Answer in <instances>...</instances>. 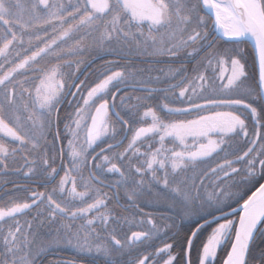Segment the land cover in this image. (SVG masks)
<instances>
[{"label":"snow or ice","instance_id":"snow-or-ice-1","mask_svg":"<svg viewBox=\"0 0 264 264\" xmlns=\"http://www.w3.org/2000/svg\"><path fill=\"white\" fill-rule=\"evenodd\" d=\"M249 41L256 74L246 70L241 55L240 46ZM101 53L168 57L179 67H169V79L142 80L143 70L106 60L103 78L86 87L76 73ZM0 58V171H8L9 160L21 153L24 163L15 172L55 180L50 161L63 158V148L55 147L62 136L70 161L50 192L31 191L28 199L0 205V264H38L61 246L102 258L101 264H149V254L134 257L133 251L160 229L149 218L150 230L118 236L121 218L100 187L108 186L106 174L118 175L110 186L122 188L131 207L139 208L137 201L147 194L170 213L166 219L195 225L187 249H181L183 264H192L193 239L204 226L199 221L211 223L209 217L218 223L202 244L198 264H215L225 246L223 264H264V0H0ZM128 83L145 94L120 96L128 110L113 114L122 128L140 126L123 151L113 152L121 147L118 141L93 155L89 150L104 137L115 139L110 112L119 85ZM156 92L175 99L153 106ZM65 102L74 107L62 117ZM191 113L196 117L179 118ZM232 141L237 147L229 154ZM222 153L214 166L199 167ZM89 163L94 170L85 180ZM233 203L236 221L228 218L237 211ZM29 210L36 211L37 228L48 227L47 239L38 238L33 221L20 223ZM172 248L166 243L154 255L167 253L164 264H179Z\"/></svg>","mask_w":264,"mask_h":264},{"label":"rangeland","instance_id":"rangeland-1","mask_svg":"<svg viewBox=\"0 0 264 264\" xmlns=\"http://www.w3.org/2000/svg\"><path fill=\"white\" fill-rule=\"evenodd\" d=\"M240 47L243 49V52L241 53V55L244 58L243 62H246V70L249 71V68H248L249 64L246 61V58L244 55L245 54V45L243 44ZM130 58H137V59L142 58V59H149V60H152V59H155V60L167 59V60H169L168 57L153 58V57H150L148 55L138 56L135 54L130 56ZM0 62H2V58H0ZM85 64L81 65L80 71L78 73H76V75L78 76L79 80H85L86 83H88L89 87H91V86H94L95 83H98L99 80H97V78H95V76L92 75V71L83 72V70L85 68V66H84ZM131 64L132 65H129V68H131L133 70H143L142 75L138 76V79H142V80H148L149 76H151L152 78L159 76L162 81L165 79H169L165 75L168 72L169 67H172V68L179 67V64L174 65L171 63H164L163 65L147 64V65H142L139 67H136L138 64H135V63H131ZM189 66H191V65H189ZM72 71H74V69ZM98 76H100V75H98ZM94 80H96V82ZM169 82L175 83L176 80H169ZM85 86L87 87V85H85ZM151 86L156 87V88H166L167 84L166 83H153ZM119 88H120V92L117 93V101H116L117 107L113 108L112 111L110 112L111 122L113 124H115V127H116L115 139L112 138L111 134L104 137L103 140L98 143V146H95L94 151L92 149L89 150L93 155H95V153L99 152L100 147H106V145L108 143L115 144L118 141L121 142V147L113 149V152L123 151L124 147L127 146L128 140L131 138L132 130H134L136 127L140 126L138 123L134 122V123H132V130L122 128L121 125L116 122V117L113 113L119 112L123 116V115H125V113L128 110L126 107L120 106V100H119L120 96L125 95L124 94L125 88L132 89V90H130L131 93H128L125 91V93L129 96H140L139 92L142 89L137 87L134 91L133 87L131 86V83L121 84V85H119ZM110 91L115 92L116 89L111 88ZM153 95L156 98L151 102L153 106L156 104L171 102L175 99L171 94H168V100H165L164 99L165 94L163 92H156ZM108 98L110 99V96ZM66 99L71 100L72 98L67 97ZM132 103H135V100H133ZM174 106H178V105H174ZM73 107H74V105H70L67 102H65L63 104L61 116L63 117L65 112H71ZM141 111H143V109H141ZM195 117H196V114H194L193 117H188L187 119H191V118H195ZM125 118H127V117H125ZM183 118L186 119L185 117H183ZM60 132L62 134L64 133L63 120L60 123ZM51 139H52V137L50 135L49 140H51ZM59 142H60V144H59ZM231 145L232 146L230 148L226 149L229 154L233 150H235V148L237 147V142L232 141ZM12 146H15V145H12ZM55 147H56L57 151L60 148H63V150H64L63 158H61L58 155L57 158L54 160V162L50 161L52 166L57 169V175L55 177V180L45 182V181L39 180L38 178H31L30 179L28 177L23 176L22 173L15 172L13 169L20 167L24 163L23 159H22L23 154H21V153H17V156H16L14 161L11 159L9 160V168H11L13 171H11V173H3L2 176L0 177V186L2 184L6 183L5 187L0 192V205L7 203L10 198L15 199V200L28 199L30 197L31 191L50 192L52 187H54L55 185L58 184L60 177L64 175V171L70 167V161H69V157H68L67 138H64L62 136V139H60L56 142ZM144 147L146 148V145ZM142 150H144V149L142 148ZM108 154L112 155L111 152ZM222 156H223V153L221 154V156H219V159L214 158L212 160H209L207 163H210V164L216 163V161H219L222 158ZM230 157H232V156L229 155V158ZM98 162L99 161H96V163H98ZM237 166H239V165H237ZM199 167L203 168L201 164L199 165ZM24 170L25 171L27 170L26 167L24 168ZM91 170H94L92 168L91 163H89L87 168L83 169V176H84L85 180L88 176V172ZM1 179H3V180H1ZM16 179H19L20 182L19 183H12V180H16ZM117 179H119L118 175L106 174L105 175V184L108 186H100V187L102 188V191L107 192L108 196L111 198L108 201L109 209L114 211V213L121 218L120 219V226L118 229V236L123 239L125 234L130 235L131 231H148L151 229V225H149L147 223V220L149 218L153 219L155 221L157 227L160 229L159 233L157 235H155L151 240H149L145 243H142V244H138L137 247L133 251V256L135 257L137 255L149 254L152 257L151 260L149 261V264H153V262H154V264H164V261L167 258L165 260H163L162 257L165 256L167 253H162L158 256L154 255V254L156 252V249L163 247L161 237H162V235H164L167 232V230H169V229H165L163 226L165 224H168V222L171 221V219H166V217L170 216V213H168L165 210L162 203H156L154 201V198L151 196H148L147 194L141 196L140 199L137 201V203L139 204V208L131 207L130 202L127 200V197L124 193V190L121 188L119 191H117L115 188L110 186ZM33 182H37L38 184L39 183L40 184L39 185H33V184H31ZM9 183H12V184H9ZM77 184L79 186L78 190L83 191L84 190L83 187L80 186L82 184V181L79 177H77ZM15 185H20L21 187L16 188ZM67 187L70 189L71 186L68 185ZM25 188H27L28 190H25ZM248 194H250V192ZM117 202H118V205H117ZM232 207L235 208V207H237V205L235 203H233ZM238 213L239 212L234 213L231 216H229L228 218L236 221V220H238ZM35 216H36V211L35 210H29L27 212V214L19 216L18 219L20 220V223L23 225L25 223V221H33V218ZM141 221H143V223ZM201 221H199V223ZM179 222L181 224L182 223L183 224H190L191 228H193V227L195 228V225L192 222H189V221H183V222L179 221ZM219 222H223V218ZM9 223H11V221H9ZM217 223H218L217 221L213 222L209 229L203 230L201 237L196 242H195V238L193 239V243L194 242L195 243L192 245V248L190 251V258L192 256V259H191L192 264H198V253L202 249V244L204 242H206L207 236L211 234L212 230L217 226ZM33 230L37 232L38 238H40V239H47L49 237V229L47 226H42V227L37 228V223L35 221H33ZM256 246L257 247L261 246V240L259 238L256 241ZM228 250L229 249L227 246L222 247L218 250L217 257L215 259V264H223V260L226 258V253ZM53 253H55L56 256H52V257L49 256L48 258H46L42 262V264H58V262H64V264H87V262H85L84 259H96L99 262H101V260H102V258H97L94 255H87V254L78 253L75 249L68 247V246H61L58 249L49 250L44 255L53 254ZM63 255L72 256L73 258L72 259H69L67 257L64 258ZM173 255H175V254H173ZM76 258H78V259H76ZM174 264H175V262H174ZM179 264H183V262L179 261Z\"/></svg>","mask_w":264,"mask_h":264},{"label":"trees","instance_id":"trees-1","mask_svg":"<svg viewBox=\"0 0 264 264\" xmlns=\"http://www.w3.org/2000/svg\"><path fill=\"white\" fill-rule=\"evenodd\" d=\"M244 45H245V54L244 55H245L246 61L249 64L248 65V68H249L248 72L252 73V74H256V68H255V62H254L252 49L248 43L244 44ZM116 59H119L120 65H127L128 67H129V65H132L131 63L138 64L136 67H139L142 65H147V64H156V65H163L164 63H171L174 65L179 64L178 61L177 62H171L170 60H167V59H165V60H163V59L162 60H155V59L149 60V59H142V58L137 59V58H130V57L129 58H118V57L111 55V54L101 53L94 60H89L88 62H86V64L84 65L85 68H84L83 72L92 71V75H94L95 78H97V80H100L102 78L101 72L103 70L101 66L104 64V62L106 60H116ZM185 63H188L189 65H191L190 61H186ZM98 75H100V76H98ZM94 81L96 82V80H94ZM86 85H87V87H89L88 83H86ZM130 90H132V89L125 88L124 94H126L125 91L128 93H131ZM139 94H140V96H142L145 93L143 90H141L139 92ZM62 108H63V106H62ZM194 114H196V113H193V114L191 113L189 116H187L185 118L187 119L188 117H193ZM179 118L184 119L183 117H179ZM0 135H2V134H0ZM59 144H60V142H59ZM215 158L219 159V156H217ZM230 158H233V157H230ZM201 165L203 168H207L210 165L214 166L215 163H213V164L212 163L211 164L210 163H203ZM11 171H13L11 168H9L8 171H0V177L2 176L3 173H11ZM1 180H3V179H1ZM19 182H20L19 179L12 180V183H19ZM12 183H9V184H12ZM5 184L6 183H4L0 186V192L5 187ZM31 184L39 185L40 183L38 184L37 182H33ZM213 222H216V221H213ZM213 222L208 223L205 226H203V228L197 233V236L195 237V242L201 237L203 230L209 229ZM173 223H175V227L167 230V232L164 235H162L161 241L163 243V246L166 243L172 244L173 245V248L171 249L172 254H175L178 257V261L183 262L184 253L181 251V249L183 248L186 250L187 238L190 236V232L194 229V227L191 228L190 224H183V223L181 224L179 222V220L174 221L173 219H171V221L168 222V224H173ZM49 256L50 257L56 256V254L53 253V254L43 255V257L40 259L38 264H42V262L46 258H48ZM63 256H64V258H66V257L69 259L73 258L72 256H66V255H63ZM162 258H163V260H165L167 258V254L165 256H163ZM76 259H78V258H76ZM191 259H192V256H191ZM84 261L87 262V264H101V262H99L96 259H84Z\"/></svg>","mask_w":264,"mask_h":264},{"label":"water","instance_id":"water-1","mask_svg":"<svg viewBox=\"0 0 264 264\" xmlns=\"http://www.w3.org/2000/svg\"><path fill=\"white\" fill-rule=\"evenodd\" d=\"M248 44L250 45V47H251V49H252V53H253V57H254V62H255L256 73H258V62H257V58H256V53H255L254 47H253V45H252V43H251L250 41L248 42ZM261 182H264V181H261ZM253 190H254V189H253ZM250 194H251V193H250ZM235 208L237 209L236 213L239 212V208H238V206L235 207ZM229 211H230V210H229ZM233 214H234V213H233ZM217 215H219V213H217ZM208 219H209L210 221L213 222V220H212L211 217H209ZM200 224H203L204 226L206 225V224H204V221H201ZM193 230H195V228H194ZM186 249H187V245H186Z\"/></svg>","mask_w":264,"mask_h":264}]
</instances>
